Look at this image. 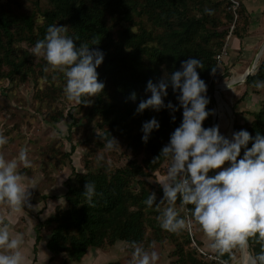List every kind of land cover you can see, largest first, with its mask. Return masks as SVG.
Here are the masks:
<instances>
[{
	"label": "trees",
	"instance_id": "trees-1",
	"mask_svg": "<svg viewBox=\"0 0 264 264\" xmlns=\"http://www.w3.org/2000/svg\"><path fill=\"white\" fill-rule=\"evenodd\" d=\"M47 3L38 8L40 21L37 11L16 12L0 5V78L32 71L28 51L20 43L45 50L49 62L68 68L78 105L92 99L85 113L88 120L98 117L104 137L118 135L142 158L116 167L72 169L64 184L65 206L34 227V251L43 239L42 227H48L45 245L50 259L63 256L62 264H78L91 248L116 241L142 249L161 240L172 244L168 253L172 264H216L197 254L187 224L192 231L218 223L227 228L231 253L239 252L229 222L204 208L198 198L182 199L180 190L148 178L163 162L179 167L194 154L199 137L192 103L206 88L213 90L216 54L226 40L233 35L243 47L249 23L244 4L239 2L234 15L228 0ZM219 6L221 14L216 11ZM223 18L226 28H220ZM228 24L232 29L225 40ZM62 34L68 49L62 46ZM245 82L264 87V55ZM160 84L161 94L153 104L148 94ZM251 116L241 129L233 122L239 139L228 170L215 174L206 186L224 194L219 202L242 224L255 264H264V98ZM207 160L198 162L200 176L207 170Z\"/></svg>",
	"mask_w": 264,
	"mask_h": 264
},
{
	"label": "rangeland",
	"instance_id": "rangeland-1",
	"mask_svg": "<svg viewBox=\"0 0 264 264\" xmlns=\"http://www.w3.org/2000/svg\"><path fill=\"white\" fill-rule=\"evenodd\" d=\"M37 3L36 5L34 0H0V5L9 7L16 12L37 11V20L40 21L41 16L38 8L47 7L48 3L47 0H38ZM221 8L222 6H219V9L216 10L218 14H221L219 12ZM250 19L257 26L261 25V29L264 30L262 27L264 11L252 17L249 14V22ZM225 20L221 19L220 28L227 27ZM228 25L231 28L232 24ZM230 28L228 27L225 40L229 35ZM252 34L259 33L253 31ZM232 38L233 35L226 40L227 44H230ZM257 38H259L257 42L249 44L243 49L242 47L238 48L236 53L231 52V58L227 64L218 65L212 74L214 90L221 82L229 80L236 72L231 78L232 82H235L242 74L239 72H243L250 61L254 60L253 57L257 53L259 45L264 42V33L259 34ZM60 39L62 46L68 49L64 34ZM20 47L28 51V63L31 64L32 71H27L26 74L17 73L12 78H0V196H2L0 204L11 206V198L17 200L21 205L18 206V210L21 211L17 218L20 220L21 226L27 228L33 226L31 217L35 216V211L31 213L20 202L21 200H27L28 207L33 208L34 205H37L38 212L36 214L38 213L40 218L45 219V216L52 215L58 207L65 206L63 194L66 186L64 184L72 169L83 171L87 166L96 167L98 164H107L110 167L122 166L131 159L140 162L142 153L132 151L118 135L104 137L96 123L100 120L98 117L94 121L88 120L85 113L91 106L92 99L89 97L83 106L78 105L77 93L68 77V68L63 67L61 63L49 62L51 56L43 49L38 50L26 43H20ZM254 65L255 62L248 70L253 69ZM222 87H224L223 84ZM219 88L220 86L215 92V107L217 104L220 109L224 108L223 101L230 108V116H227L229 123L223 131L226 133L230 129V134L228 137L224 134L227 143L219 149L224 152H232L237 136H239V133L232 129L233 122L240 126L239 129L242 125L249 123L252 119V112L258 109L264 98V87L248 84L244 80L240 84L233 85V90H230L229 87L223 90H219ZM161 89L162 85L160 84L159 90L148 94L153 104L157 103ZM72 146L74 149L70 152ZM205 154L206 150L203 152V158ZM168 164V161L163 162L154 176L148 179L155 183L167 176L164 183L170 184L172 187L170 189L178 190L180 188L178 173H174V169H168ZM205 164L210 166V159ZM210 172L208 167L206 174L200 176L197 172L199 176L190 182L188 187L190 190L188 197L199 198L201 196V200L208 204L210 202L217 210L221 211L222 208L225 209V206L219 202L222 199L217 197L212 203V197H214L212 189L206 185L203 186L207 183L206 175L207 177L215 175L213 171V176H210ZM175 177L177 178L176 182ZM161 186L163 185L161 184ZM222 213L230 216L227 210ZM225 228L215 223L210 228H194L192 231L196 242L197 238L201 237L204 249L218 255L217 250L210 249L205 242L206 240L216 242L220 238L225 239L223 242L230 241L227 228ZM48 230V227H42L41 232L42 234L48 233ZM152 245L151 248L141 249L124 241H116L112 245H104L96 250L101 261H104L105 256L108 255L113 258L108 260L107 264H138L135 261L142 260L146 256L145 264H172L168 257V253L172 249L171 242L161 240L160 242L155 241ZM232 249L231 246L230 252ZM230 252H228V256L231 258V264H241L240 249L239 252ZM88 255H92L91 251ZM62 257L55 255V262L58 261L62 264ZM105 261L104 264H106ZM244 262L243 264H246V261Z\"/></svg>",
	"mask_w": 264,
	"mask_h": 264
},
{
	"label": "crops",
	"instance_id": "crops-1",
	"mask_svg": "<svg viewBox=\"0 0 264 264\" xmlns=\"http://www.w3.org/2000/svg\"><path fill=\"white\" fill-rule=\"evenodd\" d=\"M240 1L244 4L247 12L251 15V17L258 15L259 13L261 14L264 11V0H240ZM252 22H254V21H251V19H250V22L248 23V29L246 32L247 35L243 39L242 49L245 48V46L247 47L249 44H253V43L257 42V39H259V38H257L258 35L261 33L262 34L264 33V30L261 29V25L258 24V26H257L256 24H254ZM256 27H258V28H256ZM262 27L264 28V24ZM253 31H256L259 34L253 35L252 34ZM230 44L226 45V54L223 56V59H222V63L224 65L227 64L229 59L231 58V56H230L231 52L236 53V50L238 48H240V40L237 37L233 36ZM251 62H252V60L250 61V63ZM250 63L248 64L247 67L244 68L243 72H239V73H244L246 71H249L248 69L251 67ZM240 83H241V81H240ZM240 83L239 82L238 83H232V84L228 85L227 87H229L230 90H233V85L240 84ZM224 104L226 106H228L225 102H224ZM227 116H230V112L226 111L225 108H222L220 110V115H219V120H218V128H217V135H216L217 141L215 140V143H216L215 146L217 147V150H215V152H212L215 174H217V173L218 174H224L228 170L230 156L234 153L235 148H236V144H237L236 141H238V139H239V136H237V139L235 141L234 150L232 152H224V151H222V149H219V147H221V146H223V144L227 143V141H226L227 138H224V136L225 135H226V137L229 136L228 132L223 133L225 127L229 123V119L227 118ZM239 123H241V122H239ZM221 139H222V141H221ZM220 141L222 142V144L218 145V143H221ZM208 169H209V165H208ZM206 171H205V174H206ZM173 172L175 173V171H173ZM166 177L164 179H161V180L159 179V182L163 185V187L170 189V188H172L171 185L168 183H167L168 185H166L164 183L167 180ZM170 178L173 179V177H170ZM176 179L177 178L175 177L174 178L175 182L177 181ZM211 189H212L211 192L213 193V196H214V197H212V201H211L212 203L214 202V199H216L217 197L222 198V199L224 198V194L222 192H220L216 188H211ZM20 202L22 204H24V206H26V208L29 209V211H31V213L33 211H35V216H34L35 218L31 217V220L33 221L31 224H33V226L32 227L29 226L30 228L29 227L25 228V227L21 226V222L17 218L19 211H21V210H18V206L20 204L18 203L17 200H15L14 198H11V203H12L11 206H8L6 204H3V205L0 204V264H60L58 261L55 262L54 257L52 259H50L52 254L49 252V250L47 249V247L45 245V237H47L48 233L43 234V239L40 240L36 244V250L34 251L35 235H36L34 227H35L36 223L39 220H42L43 218H40V215L38 213L36 214V212H38V209H37L38 206L37 205H34L32 208L30 206L29 207L27 206V203H26L27 200L23 199ZM215 203H216V200H215ZM209 204L213 208H215V206L212 205L210 202H209ZM23 211H24V209H23ZM221 211L222 212L226 211V208L225 209L222 208ZM50 215L51 214L45 216L44 218H46ZM197 240L199 241V242L198 241L197 242L201 245V247L204 248L205 247L204 242L201 239V237L200 238L198 237ZM224 240H225L224 238H220V240H218L216 242H214L213 240H212V242L206 240L205 243L207 244V246L210 249L215 248V250H217V252L220 253L222 255V257H224V259L230 261L231 258L228 256L229 255L228 252H230L231 243L229 240L227 242H223ZM91 249L92 250H89V251H91L92 255H88L89 251H87L84 255L85 258L82 257V259L78 262V264H104L105 260H106L105 263L107 264L108 260L113 259L108 255V256H105L106 259L104 261H101V259L97 255L98 252L96 249H98V248H91ZM146 259H147V256L144 259H142L143 261L138 260V261H135V263L137 262L138 264H145ZM115 260H117V259H115ZM241 260H242V258H241ZM241 260H240V262L242 264ZM230 263H232V262L230 261Z\"/></svg>",
	"mask_w": 264,
	"mask_h": 264
},
{
	"label": "built area",
	"instance_id": "built-area-1",
	"mask_svg": "<svg viewBox=\"0 0 264 264\" xmlns=\"http://www.w3.org/2000/svg\"><path fill=\"white\" fill-rule=\"evenodd\" d=\"M230 2V6L235 13V9L239 4V0H228ZM232 26L229 30V34L231 32ZM229 36V35H228ZM227 36V38H228ZM226 54V45L222 47V50L220 53L216 54V60L220 64L223 56ZM216 89H213V91H209L207 88L206 90L202 91L199 96L195 98V100L192 103L193 111L196 115V127L198 129V146L194 152V154L190 157L188 161H186L184 164H182L179 167H172L168 166V169H174L176 173H178V180L180 183V190L182 199L188 198V187L190 185V182H193L194 178L197 176V167L199 160L203 159V152L206 150L205 157L209 159V150L212 147L213 152L217 150V147L215 146V140L217 135V128H218V120L220 115V109L218 107H215V100H216ZM219 90H221L219 88ZM220 98V97H219ZM211 113L209 112V108L211 107ZM217 106V104H216ZM218 108V109H217ZM216 115V116H215ZM216 117V120H215ZM213 163V158L211 159ZM214 166V165H213ZM210 170V169H209ZM213 171L209 173L210 176H213ZM207 177V175H206ZM205 177V178H206ZM203 184V181L201 182ZM203 184V186H205ZM188 226V232L191 240V245L197 250L198 254L205 260H211L215 262L216 264H231L228 260L224 259L223 257L212 254L208 251H206L201 246L197 245L193 238V233L190 229V224H187Z\"/></svg>",
	"mask_w": 264,
	"mask_h": 264
},
{
	"label": "water",
	"instance_id": "water-1",
	"mask_svg": "<svg viewBox=\"0 0 264 264\" xmlns=\"http://www.w3.org/2000/svg\"><path fill=\"white\" fill-rule=\"evenodd\" d=\"M252 71H253V69H251V72H246L244 80L247 79V77L252 73ZM218 87L219 86H217V88ZM215 120H216V117H215ZM212 152H213V148L211 147L210 150H209V159H210L209 169L211 171H214V166H213V163H212V160H211L212 159ZM210 178L211 177H206L205 181H208ZM200 198H201V196H199L198 201L204 206V208H206L207 210L219 215L220 218L224 219L227 222H229V221L231 222V220H234V222L239 225V228L235 227L234 225H232V226H233V229L236 232L237 238L239 240L241 258L244 257L245 261H246V259H249L250 263L255 264L252 256L250 255V252L248 250V242L246 240L242 224L239 221H237L235 218L230 217V216L222 213L221 211L217 210L216 208H213L210 204L206 203L205 201L201 200Z\"/></svg>",
	"mask_w": 264,
	"mask_h": 264
},
{
	"label": "bare ground",
	"instance_id": "bare-ground-1",
	"mask_svg": "<svg viewBox=\"0 0 264 264\" xmlns=\"http://www.w3.org/2000/svg\"><path fill=\"white\" fill-rule=\"evenodd\" d=\"M263 52H264V42H262V43L260 44V46H259V48H258V50H257V53H256L255 56H254V60H252V62L250 63L251 66H253L252 63H254L255 60H256V61H255V65H254V67L257 65L259 59H260L261 56L263 55ZM250 65H249V66H250ZM254 67H253V69H254ZM246 72H251V70L246 71ZM246 72L240 74L239 78H237L235 82H232L231 78H232L233 75L236 73V72H235V73L230 77L229 80L220 83V85H219V86H220V89L223 90V89H225L228 85H230V84H232V83H238V82H240V81L243 82V80H244V78H245V74H246ZM222 84L224 85V87H222ZM222 103L224 104L223 101H222ZM217 107H218V105H217ZM218 108H219V107H218ZM224 108H225L227 111L230 110V108H229L228 106H226L225 104H224ZM219 109H220V108H219ZM220 110H221V109H220ZM226 128H227V127H226ZM227 132H228V135H229V134H230V129H229ZM220 144H222V142H221V143H218V145H220ZM229 223H230L231 225H234L235 227L239 228V225L236 224V223L234 222V220H231V222L229 221ZM248 258H249V257H248ZM241 261H242V264L245 263V262H244V261H245L244 257L242 258ZM246 264H252V263L249 262V259H246Z\"/></svg>",
	"mask_w": 264,
	"mask_h": 264
}]
</instances>
